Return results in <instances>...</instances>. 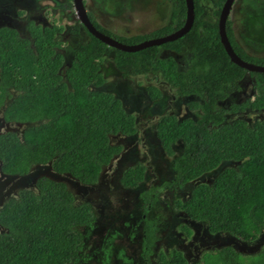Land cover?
I'll list each match as a JSON object with an SVG mask.
<instances>
[{"label": "trees", "instance_id": "obj_1", "mask_svg": "<svg viewBox=\"0 0 264 264\" xmlns=\"http://www.w3.org/2000/svg\"><path fill=\"white\" fill-rule=\"evenodd\" d=\"M67 1L72 7V0ZM224 1H217L216 16ZM194 6L192 28L165 44L176 51L185 47L191 51L187 70H179L172 58H158V46L134 53L114 49L115 66L124 77L147 71L160 73L177 94L201 98L189 104L196 118L166 115L158 120L156 132L164 153L175 157L174 145L179 141L183 152L173 162L175 176L143 191L140 198L150 206L160 192L194 182L225 161L236 162L211 183L195 185L190 197L176 200L174 206L189 219L206 223L212 234L229 233L252 242L264 232V117L253 122L244 116L225 120L229 111L220 102L248 71L230 60L220 39L218 20L202 18V0H194ZM185 18V0H177L172 15L175 26H164L130 42L113 37L131 44L165 36L181 28ZM32 30L33 44L14 29L0 28V111L6 122L27 125L21 135L13 131L0 134L1 172L23 176L36 165L51 163L54 171L93 185L104 166L123 150L122 145L111 143V137L135 135L136 117L126 112L120 99L100 90L105 84L101 70L108 48L105 43L91 35L74 50L68 67L62 68L64 59L55 50L61 45L56 40L61 28ZM226 31L236 53L252 62L236 42L231 20H227ZM263 58L257 63L264 64ZM251 75L256 78L257 89L261 86L260 94L244 104L232 105L230 111L246 107L264 110V73ZM150 95L152 99L161 96H154L152 89ZM146 169L141 162L132 165L122 174L121 185L137 188ZM36 189L21 190L0 208V264H76L96 221L93 208L76 204L74 192L63 181L42 176L36 181ZM155 229L151 223L145 227L142 264H152L159 239ZM182 230L188 236L193 233L189 226H182ZM112 238L107 237L90 257L102 264H110L111 257L124 264L132 261L123 250H114ZM155 264H264V247L256 254H243L226 246L206 251L194 262L174 248L160 251Z\"/></svg>", "mask_w": 264, "mask_h": 264}, {"label": "rangeland", "instance_id": "obj_2", "mask_svg": "<svg viewBox=\"0 0 264 264\" xmlns=\"http://www.w3.org/2000/svg\"><path fill=\"white\" fill-rule=\"evenodd\" d=\"M3 1L5 0H0V3ZM11 1L14 2V0ZM217 1L202 0L205 10L203 19L216 20L214 12L217 10ZM254 1H259L262 5L260 7L255 6V3L252 5L251 0H237L231 10L230 18L233 21V29L236 30L237 36L243 44V46L239 45L251 56L252 63L264 65L263 62L257 63L259 62L258 58L264 57V0ZM68 4L67 0H40V2L37 0L35 4L29 0L22 5L14 4V9L16 13L17 11L29 13L36 9L44 10V16H49L54 13V9H57L54 18L49 23L63 28L66 35L69 33V28L78 22L74 8ZM175 4V0H99V6H104L109 13H105V16L112 20L109 24V27L114 30V33L111 31L112 35L116 38L124 37L129 42L132 38V41H135L166 26ZM248 4L251 6L249 9L247 8ZM86 8L88 11L90 10L89 7ZM29 17V14H26L21 19L27 20ZM1 25L5 26L4 23H0ZM44 25L47 23L44 22ZM15 26L23 29L22 25L16 24ZM86 34L83 32L82 38L73 37L71 45L66 43V40H61L67 49L68 60L71 59L73 51L79 44L89 40V35ZM23 35H27L25 29H23ZM140 42L142 40L131 44ZM109 50L102 65L106 83L100 90L110 92L121 100L126 112L136 117L138 132L133 136L119 134L111 137V143L122 145L123 150L119 155L113 157L109 165L104 166L99 181L93 185L81 184L67 174L54 171L51 163L36 165L27 175L23 176L6 175L0 169V208L5 201L17 197L21 190H37L36 181L42 176L65 182L75 194V203L78 205L88 204L96 215V221L87 237L85 249L80 254L81 261H77L76 264H102L90 257V253L99 248L103 241L111 235H113L114 250H123L124 255L132 260L125 264H142V242L148 223L154 224L159 238L151 256L152 264L156 263L160 251L169 252L174 248L181 250L190 262L198 261L206 251L226 246H231L243 254H256L262 251L264 232L252 242L243 241L229 233L212 234L206 223L189 219L184 212L178 211L174 206L176 200H187L195 185L200 182L211 183L224 168L236 166V162L225 161L218 169L194 182L175 190L160 192L157 200L150 206L140 198L143 191L158 186L175 176L173 162L183 152V143L179 141L174 145L176 157L171 158L164 153L156 132L158 120L166 115L184 119L188 117V114L192 116L191 111L193 112V110L190 111L183 98L174 99L172 91L163 85L160 86L163 98L158 101L150 100L147 87L156 84V80L152 76L144 75L123 80L113 60L115 51L112 48ZM254 53L258 55H254ZM191 58L192 55L183 52L179 57L181 68L186 70L187 65L184 63L183 66L182 61L187 62ZM260 60H264V58ZM259 94L258 90L257 95ZM227 100L221 102V105L227 107ZM261 113L264 115V111ZM254 115V113H249L251 122L255 120ZM26 126L15 122H6L2 111H0V134L13 131L21 135ZM139 162L147 168L144 180L135 189L124 188L120 183L122 174ZM182 226L192 228V235L188 236L182 230ZM1 232L2 228L0 227ZM110 264L124 263L111 257Z\"/></svg>", "mask_w": 264, "mask_h": 264}, {"label": "flooded vegetation", "instance_id": "obj_3", "mask_svg": "<svg viewBox=\"0 0 264 264\" xmlns=\"http://www.w3.org/2000/svg\"><path fill=\"white\" fill-rule=\"evenodd\" d=\"M29 1V0H28ZM27 1V2H28ZM33 4L36 3L37 0H31ZM34 1V2H33ZM237 1V0H236ZM235 1V2H236ZM239 1V0H238ZM252 1V5L255 3V6H261L262 3L259 1L256 2L254 0H251ZM26 0H14V2H10V0H5L3 2L0 3V23H4L5 26L1 25L0 28H4V27H7V28H11V29H14L18 32V34L20 36H22L23 38H27L32 44L34 43V40H33V37H32V32L33 31L32 29L34 27H40L41 28V31L44 30L45 28L47 27H58L60 28L59 26L57 25H51L49 22L52 18H54L55 16V13L57 11V9H54V13L50 14L49 16L46 15L44 16L45 14H43V11L44 10H39V9H36V11L34 10L33 11H29L28 12H19L17 11V13L15 12L16 10L14 9V4H19V5H22V4H25L27 3ZM40 2V0H39ZM176 4H175V8L177 6V0H175ZM84 3L86 4V7H89L90 10L88 11V14H89V18L91 20V22L94 24V26L97 28V26H99L100 28L108 31L109 33L112 31L114 33V30L113 28H110L109 27V24L111 23L110 20L111 18H108L107 16H105L107 14H109L106 10V8L104 6H99V0H84ZM235 5V3H234ZM73 7V6H72ZM249 8H251L250 4H248ZM44 8V7H43ZM174 8V9H175ZM41 9V8H40ZM45 9V8H44ZM69 9V8H68ZM67 9V10H68ZM69 11V10H68ZM76 12V11H75ZM173 12L174 10L172 11V13L170 14L169 18H168V25L170 26H175L174 22H173V19H172V15H173ZM205 13V10L202 14V16L204 15ZM26 14H29V18L27 20H24V19H21L22 16L26 15ZM63 15V14H62ZM117 15V14H116ZM110 16V15H109ZM118 16H121V15H118ZM216 18V20L219 19V16H214ZM120 18V17H119ZM78 19V17H77ZM205 20H208V19H205ZM228 20H231L232 21V18H228ZM211 21V20H210ZM44 22L47 23V25H44ZM39 23H42L43 25H40ZM233 23V21H232ZM18 24V25H22L23 26V29H25L27 31V35H23V29H21L20 27L17 28L15 25ZM164 27V26H163ZM77 28V30H76ZM162 28V27H161ZM98 29V28H97ZM111 29V30H110ZM160 29V28H159ZM180 29V28H179ZM99 30V29H98ZM158 30V29H157ZM178 29H174L173 31H171L170 33H173L175 31H177ZM101 31V30H100ZM31 32V33H30ZM87 33L86 35L89 37V40H90V36L91 34L89 33V31L87 30V28L84 26L83 23H81V21L78 19V22L77 24L75 23L74 26L70 27L69 28V33L68 34H64V29L61 28V31H59L57 34H56V40L59 41V43L61 44L60 46H57L55 47V50L60 53L62 55V58L64 59V64L62 65V68L64 67H68L69 65V60L67 59V49L66 47L64 46L63 42L61 40H66L65 42L68 43L69 45H71V41L73 39V37H76V38H82V33ZM102 32V31H101ZM112 32L110 33L112 35ZM236 32V30L234 31V33ZM104 33V32H103ZM168 33V34H170ZM106 34V33H105ZM65 36V37H64ZM93 36V35H92ZM113 37V35H112ZM114 38V37H113ZM156 38V37H154ZM116 39V38H115ZM166 44V43H165ZM165 44H162V45H159L158 46V58H161V59H168V58H172L176 64H177V67L179 68V70L181 71H185V69L181 68V62L179 61V57L180 55L183 53V52H187L190 54V56L192 55L191 51H189V49H187L186 47L185 48H182L181 50L179 51H176L174 49H171L169 47H167ZM239 44V43H238ZM80 45V44H79ZM78 45V46H79ZM165 45V46H164ZM240 46V45H239ZM77 48V47H76ZM75 48V49H76ZM109 48H112V47H108L106 49V53L104 55L103 58H105L108 54V52L110 51ZM113 49V48H112ZM144 50V49H143ZM74 52V51H73ZM73 56V54H72ZM72 58V57H71ZM68 60V61H67ZM104 61V59H103ZM103 61L101 63V65H103ZM183 66H184V63H186L187 65V69L191 63V59H189V61L187 62H183ZM116 67V66H115ZM186 69V70H187ZM101 70H102V67H101ZM64 74V73H63ZM104 78H105V75L104 73L102 72ZM121 74V78L123 80H128L130 79L131 77H137V76H152L155 80H156V84H152L150 86L147 87V90H148V97L150 100L152 101H158L160 99L163 98V92L160 88L161 85H163L164 87H167L169 88L171 91H172V95L174 96L173 98L174 99H179V98H183L187 103L186 105L189 106L190 102L192 101H201V98H199L198 95H194V94H188V95H180V94H177L176 93V89H174L163 77L160 73H156V72H152V71H147V72H144V73H141V74H134V75H131L129 77H124L123 74L120 72ZM256 78L254 76L251 75V72H248L246 73L245 77L243 78V80L239 81L237 83V88H234L233 90H231L229 92V94L227 95V97L222 100L221 102L227 100V107H224L226 108L229 112H227L228 114H226L224 116L225 120L227 121L228 119L230 118H234V117H248L250 120V116H249V113H254V118L257 119V118H263L264 115L263 112L264 110L262 111H257V110H253L251 109L250 107H246L245 110H237L236 112H232L230 111L231 110V107L232 105L234 104H238V105H241V104H244L246 103V101L248 99H254L257 95V92H258V89H257V83H256ZM105 83H106V79H105ZM160 84L159 86L157 84ZM152 89V93L154 96L158 95V94H161L160 98L158 99H152L151 98V95H150V91ZM234 98V99H233ZM244 100V101H243ZM220 102V104H221ZM230 105H229V104ZM190 109V107H189ZM192 109H190L191 111ZM191 113H193V115L191 116V114H188V117H194L196 118V112H193L191 111ZM137 121V119H136ZM176 157V155H175ZM174 158V157H173Z\"/></svg>", "mask_w": 264, "mask_h": 264}, {"label": "water", "instance_id": "obj_4", "mask_svg": "<svg viewBox=\"0 0 264 264\" xmlns=\"http://www.w3.org/2000/svg\"><path fill=\"white\" fill-rule=\"evenodd\" d=\"M235 1L236 0H225L222 5L218 19V28H219V35L221 42L228 56L230 57V60L233 63L237 64L238 66L242 67L248 72L264 73V65H259L246 61L236 53L227 35L226 24ZM185 3H186V18H185V23L180 29L165 36L147 39L137 44H126L120 42L119 40L113 38L110 35L101 32L94 26V24L91 22L89 18L88 10L86 8V4L84 3V0H72L73 8L76 11V15L78 19L81 21V23L84 24V26L87 28V30L91 35H93L101 42L105 43L108 47H112L113 49H118L124 52H132V53L141 51L148 47L159 46L167 42H172L184 36L192 28L195 21L194 0H185Z\"/></svg>", "mask_w": 264, "mask_h": 264}, {"label": "crops", "instance_id": "obj_5", "mask_svg": "<svg viewBox=\"0 0 264 264\" xmlns=\"http://www.w3.org/2000/svg\"><path fill=\"white\" fill-rule=\"evenodd\" d=\"M247 8L249 9V7H247ZM111 21H112V20H110V22H111ZM235 38H236V41H237L239 44H241V45L243 46V44L241 43L239 37L237 36V32H235ZM255 43H256V42H255ZM256 44H258V43H256ZM241 45H240V46H241ZM242 46H241V47H242ZM242 48H243V47H242ZM243 49H244V48H243ZM244 50H245V49H244ZM254 55H258V54H255V53H254Z\"/></svg>", "mask_w": 264, "mask_h": 264}, {"label": "clouds", "instance_id": "obj_6", "mask_svg": "<svg viewBox=\"0 0 264 264\" xmlns=\"http://www.w3.org/2000/svg\"><path fill=\"white\" fill-rule=\"evenodd\" d=\"M71 3H72V1H71ZM72 6H73V4H72ZM231 42V41H230ZM244 50V49H243ZM245 51V50H244Z\"/></svg>", "mask_w": 264, "mask_h": 264}]
</instances>
